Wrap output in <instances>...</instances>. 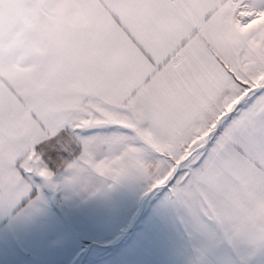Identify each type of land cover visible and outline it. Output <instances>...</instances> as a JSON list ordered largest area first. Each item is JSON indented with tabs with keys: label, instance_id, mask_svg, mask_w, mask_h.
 I'll use <instances>...</instances> for the list:
<instances>
[{
	"label": "snow or ice",
	"instance_id": "obj_1",
	"mask_svg": "<svg viewBox=\"0 0 264 264\" xmlns=\"http://www.w3.org/2000/svg\"><path fill=\"white\" fill-rule=\"evenodd\" d=\"M67 75L0 106V213L30 215L37 181L95 195L144 182L202 234L264 250V0H90ZM107 56L73 89L74 53Z\"/></svg>",
	"mask_w": 264,
	"mask_h": 264
},
{
	"label": "crops",
	"instance_id": "obj_2",
	"mask_svg": "<svg viewBox=\"0 0 264 264\" xmlns=\"http://www.w3.org/2000/svg\"><path fill=\"white\" fill-rule=\"evenodd\" d=\"M95 28L90 0H0V106L15 104L18 96L25 100L40 97L56 87L67 75L69 38L81 30ZM110 55L115 52L98 50L92 55L75 52L71 72L73 89L86 87L102 75L105 59ZM62 176L58 172L54 187L37 181L44 198L40 211L23 216L0 213V264H90L99 258L103 250L93 247L89 251L81 244L82 240L75 245L73 239L63 238L83 237L85 227L73 224L76 220L73 212L72 231L67 234L56 231L68 228L66 225L40 228V222L46 220V211L50 215L66 211L67 215L81 205L82 213H88V199L69 197L67 190L80 188L63 183ZM121 185L119 181L107 189H120ZM120 209L117 202L105 214L114 220ZM86 219L93 218L87 215ZM141 220L142 216L125 228L143 240L137 250L129 251L123 264H264V250L228 244L219 236L199 233L187 225L175 208L149 237L148 228L134 229Z\"/></svg>",
	"mask_w": 264,
	"mask_h": 264
},
{
	"label": "rangeland",
	"instance_id": "obj_3",
	"mask_svg": "<svg viewBox=\"0 0 264 264\" xmlns=\"http://www.w3.org/2000/svg\"><path fill=\"white\" fill-rule=\"evenodd\" d=\"M121 184L120 189H105L95 195L82 189H69L67 190L68 193L65 190L72 199L86 197L89 204L87 205V202H84V204L88 206V213L86 215L82 213L81 205L77 206V211H75L76 207H74V211L68 212L67 215H65L66 211L60 212L61 214L53 212L52 215L49 214V211H46V214L48 213L46 220L40 222V228L44 229L52 224L54 226L57 225L58 228L66 225L68 228L57 229L56 231L62 235L67 234L68 231H72L70 229L72 227L70 217L73 212L76 219L73 221V224L76 227L80 225L85 227L82 231L83 237L63 238L66 241H69L70 238L73 239L72 243L75 245H78L79 240H82L81 244L89 251L93 247L103 250L99 258L93 260L90 264H123L124 260L128 257L129 251L134 252L137 250L141 245L138 243L143 240L142 237H137L136 232L130 234L126 231L127 224H130L131 221L133 223V221L142 216V220L134 229L140 231L144 227L145 230L148 228L149 237L153 229L162 223L173 207L167 204L164 197L159 194H146L145 184L141 180L127 178L122 179ZM53 195L56 196L54 192ZM110 200L114 201L110 203ZM117 202H119L121 208L120 215L117 216L119 220L116 217L114 220H109V215L107 216L105 213H109V210L111 211ZM98 209H100V213L97 215ZM87 215L93 219H86Z\"/></svg>",
	"mask_w": 264,
	"mask_h": 264
}]
</instances>
